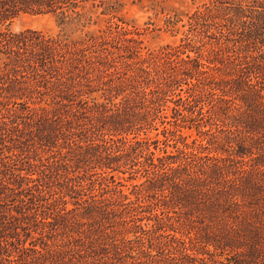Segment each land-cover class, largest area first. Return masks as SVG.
Returning <instances> with one entry per match:
<instances>
[{
  "label": "trees",
  "instance_id": "obj_1",
  "mask_svg": "<svg viewBox=\"0 0 264 264\" xmlns=\"http://www.w3.org/2000/svg\"><path fill=\"white\" fill-rule=\"evenodd\" d=\"M112 1L0 0V105L24 110L0 118V264H264V0L170 17L182 36L156 51L121 18L75 40L9 28L84 27ZM28 140L53 154L25 160Z\"/></svg>",
  "mask_w": 264,
  "mask_h": 264
},
{
  "label": "rangeland",
  "instance_id": "obj_2",
  "mask_svg": "<svg viewBox=\"0 0 264 264\" xmlns=\"http://www.w3.org/2000/svg\"><path fill=\"white\" fill-rule=\"evenodd\" d=\"M208 0H118V2L112 1L106 5H92L88 4L85 11L92 17V21L86 26L78 25L74 22L64 21L59 15L47 13V14H32L22 13L9 25V28L14 33H20L26 30H38L51 36L62 35L71 40L79 39L84 36L86 32H98L104 28L110 20H116L121 18L128 24L137 28L141 33L143 40V46L147 50L156 51L166 44H177L182 36L184 28L181 26L182 22L176 25V28L171 29L167 26V19L174 17L175 15L181 17L184 22L187 20V15L193 12L197 7L201 6ZM179 30V31H178ZM10 108H4L0 105V118L7 122L9 127H12L14 121L20 123L23 118L24 110L15 108L10 105ZM19 117V118H18ZM22 126V125H20ZM162 128V127H161ZM185 134L192 133V137L187 139L188 143H192L193 138L199 137L195 131L184 130ZM157 132L153 130L149 132L150 137H154ZM163 138L162 135H160ZM182 147V143H179ZM25 152L21 154V157L29 159H35L41 157L42 160H47L51 156L50 152H46L39 147L37 141L28 140L24 144ZM160 147H164L163 143H160ZM172 147H169L171 150ZM39 153H37V152ZM55 160L63 162L62 156L56 154ZM78 175V172L72 173L71 176ZM117 182L121 181L119 188L126 194H129L132 200H136V196L133 190V184L139 183L142 179L129 180V173L123 174L122 172H114ZM57 191L60 189L57 188ZM91 190H86L84 193H90ZM98 195L99 193L96 192ZM58 195V194H57ZM100 198V196H98ZM69 207H73L70 202ZM51 226L48 227L49 234L51 235ZM56 238H58V233ZM39 237L38 234H35ZM133 238V236H130ZM42 240L39 241V243ZM45 242L50 245L52 241L45 238ZM41 248V244H38Z\"/></svg>",
  "mask_w": 264,
  "mask_h": 264
}]
</instances>
